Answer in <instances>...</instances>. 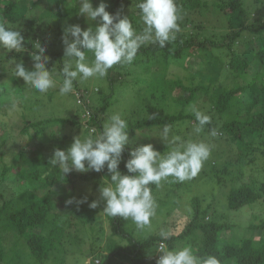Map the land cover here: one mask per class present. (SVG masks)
Returning a JSON list of instances; mask_svg holds the SVG:
<instances>
[{"label": "trees", "instance_id": "obj_1", "mask_svg": "<svg viewBox=\"0 0 264 264\" xmlns=\"http://www.w3.org/2000/svg\"><path fill=\"white\" fill-rule=\"evenodd\" d=\"M43 1L0 0V22L21 31L28 50L0 53V264H86L88 258L87 264H156L162 242L170 249L190 245L198 255L216 256L220 264H264V218L254 213L240 235L225 234L241 227L245 208H264V0H176L181 30L174 42L165 48L141 47L132 64L114 65L99 80L107 91L99 83L96 92L84 87L69 94L70 102L69 95L57 94L58 87L41 94L11 74L13 56L31 70L28 53L39 41L49 57L46 68H54L59 81L64 29L88 27L75 0H51L54 9L33 16ZM92 1L93 7L101 2ZM138 2L104 0L110 14L128 17L139 32ZM74 87L79 90V83ZM189 104L212 118L199 135L193 133ZM116 113L129 125L122 173H127L124 161L130 150L141 144L151 143L161 153L169 150L159 139L165 124L182 139L213 146L192 179L174 183L170 177L159 188L151 186L156 214L164 212L168 219L178 213L185 219L161 222L143 237L130 219L103 214L99 187L110 178L106 169L63 176L49 165L54 149L71 146L74 128L82 129L78 136L93 129L98 133ZM15 114L19 123L3 118ZM81 114L86 116L83 125ZM153 114L156 118L149 119ZM212 128L216 137L209 135ZM258 162L261 168L254 175L250 169L256 170ZM66 195L87 202L59 211L57 197ZM93 200L95 209L89 207ZM227 211L231 218H224ZM162 231L171 238L162 241ZM255 231L258 240L251 236Z\"/></svg>", "mask_w": 264, "mask_h": 264}, {"label": "clouds", "instance_id": "obj_2", "mask_svg": "<svg viewBox=\"0 0 264 264\" xmlns=\"http://www.w3.org/2000/svg\"><path fill=\"white\" fill-rule=\"evenodd\" d=\"M107 7L104 0L97 7H93L92 0H79L77 14L86 18L88 27L82 29L79 24H72L64 29V57L59 68V81L54 78L56 70L46 68L49 57L45 55L46 46L39 41L33 42V51L28 53L33 61L31 70L25 68L22 60L17 63L15 56L9 59L10 65H14L12 76L23 78L26 85L41 94L58 87L57 94L65 97L75 92L76 83L101 80L114 65L132 64L141 47L151 44L165 48L177 39L181 30V12L176 0H139L136 5L142 25L139 32L128 17L110 14ZM25 43L21 31L0 22V53H24L28 51ZM186 111L195 117L194 134H201L205 126L211 124V116L195 104H189ZM155 118L156 114L149 116V119ZM128 128L126 119L119 113L113 114L100 132L93 129L87 135L74 137L67 150L54 149L49 165L58 168L63 176L72 171L99 173L106 169L110 178L106 177L103 186L99 187L104 202L103 214L130 219L137 230L143 231L150 225L157 209L151 186L159 188L170 177L174 183L192 179L209 159L213 146L202 140L182 139L172 132L171 125L165 124L159 139L169 150L161 153L151 143L141 144L130 150L129 158L124 161L127 173H122L119 165L130 144ZM209 135L216 137L218 132L212 128ZM86 202V197L70 198L66 204ZM89 207L97 208L98 202L93 200ZM160 237L165 241L171 234L162 231ZM157 252L161 255L156 264H220L216 256L198 255L190 245L170 249L162 242Z\"/></svg>", "mask_w": 264, "mask_h": 264}, {"label": "rangeland", "instance_id": "obj_3", "mask_svg": "<svg viewBox=\"0 0 264 264\" xmlns=\"http://www.w3.org/2000/svg\"><path fill=\"white\" fill-rule=\"evenodd\" d=\"M70 1V0H69ZM78 4H79V0H75ZM74 1V2H75ZM248 1V3L250 2L251 4H252V0H247ZM25 2H26V0H20V4L21 5H23V4H25ZM54 2L53 1H51V0H44L42 3H40L39 5H38V7H36L35 9H33L31 12H32V15L33 16H38V14L40 13V11L42 10V9H44V8H47V7H49L50 9H54V4H53ZM92 4H93V1H92ZM196 61H198V59L197 58H193L192 59V62L193 63H196ZM98 83L99 84H101L102 86H103V89L105 90V91H107V89H106V86L103 84V83H100L99 82V80H90V81H87V82H80L79 83V86H80V89L79 90H75V92L74 93H80V91L82 90V91H84V87H88V92L89 93H92V92H96L97 91V88H98ZM68 99H69V102H70V99H71V96L69 95L68 96ZM124 103H126L127 104V106L128 105H130L131 104V102L129 101V99H127V98H125L124 100H122ZM75 103H77V100L75 101ZM133 107V106H132ZM126 109V107H120L119 108V112H124V110ZM74 111L75 110H73V113H74ZM72 111H71V114H68V116L69 117H71L72 116ZM83 117H84V115L83 114H81V121H80V123L83 125L84 124V119H83ZM4 118V120H6L9 124H11L12 122H13V120H16V123L18 122L19 123V118L16 116V114H15V116L14 115H12V117H9V116H5V117H3ZM85 118V117H84ZM82 128H84V126L82 127ZM81 130L82 129H80V130H77L76 128H74L73 129V131H72V136L74 137H76V136H78L79 134H80V132H81ZM259 164V165H258ZM257 165V166H256ZM254 166V168L256 169V170H251L250 169V167H248L249 169H250V171L254 174V175H257V173H258V169H260L261 168V164H260V162H258V163H256L255 165H253ZM260 166V167H259ZM246 171V170H245ZM247 172V171H246ZM247 174H248V172H247ZM249 174H251V173H249ZM260 178V177H259ZM190 192L186 195V196H190ZM185 197V196H184ZM58 199V203L56 204V208L59 210V211H64V210H66L67 208H66V206L67 205H69V204H66V201L67 200H69L70 199V196L69 195H66L65 197L64 196H61V197H57ZM63 199V200H62ZM261 207H263V206H255V207H253L252 209H250V208H245L244 209V213L240 216V219H239V222H240V226L241 227H238V228H235V229H232L230 232H228V233H225L226 235H230V234H233V235H240V233L241 232H243L244 231V226L246 225V221H248V220H252V216H253V214L254 213H256L257 215H260V217H262V218H264V208L263 209H261L260 210V208ZM183 210H185V209H183ZM164 213V212H163ZM160 214V213H155V215L151 218V221H150V225L148 226V227H146L143 231H139V234H140V237H143V235H146L147 233H151V232H154V231H156V229H157V225L159 224V223H161V222H167V223H169V222H175V223H177L176 222V220H178V219H185V217H183V216H179L178 215V213L177 214H175V216L174 215H172V216H170L168 219H167V217H165V213L164 214ZM231 213V212H230ZM233 214V213H232ZM232 216H230V214H229V211H227L226 212V214H225V217L224 218H231ZM255 221H258V220H256V218L254 219ZM179 222V221H178ZM172 224V223H171ZM106 226V232H108V226H107V224L105 225ZM173 229L172 228H170V231H172ZM259 232H252V234H251V236H252V238L253 239H255V240H258L259 239ZM103 245V244H102ZM100 249H97V251H99ZM96 258V257H95ZM86 264L87 263H89V258L88 259H86L85 261H84ZM95 262H99V257L95 260ZM84 264V263H83Z\"/></svg>", "mask_w": 264, "mask_h": 264}]
</instances>
